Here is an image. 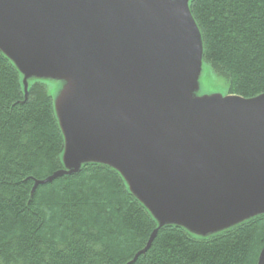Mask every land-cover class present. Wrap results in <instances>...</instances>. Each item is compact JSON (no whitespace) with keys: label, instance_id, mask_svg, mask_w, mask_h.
I'll return each instance as SVG.
<instances>
[{"label":"rangeland","instance_id":"374dc122","mask_svg":"<svg viewBox=\"0 0 264 264\" xmlns=\"http://www.w3.org/2000/svg\"><path fill=\"white\" fill-rule=\"evenodd\" d=\"M112 1L116 2V18L102 5L80 12L100 32L72 36L75 50L122 49L132 67L140 71L135 78L138 91L182 99L194 110L227 95L228 80L216 75L204 60L192 0H161L168 12L175 13L174 32L157 0ZM71 9L69 0H0V49L17 68L25 94L40 82L53 97L64 136V171L92 162L110 165L158 226L180 225L198 238L264 214L261 167L248 162L251 169L246 163L244 169L232 170L227 162L203 154L216 137L228 143L246 134L247 115L242 106L228 103L194 116L176 114L164 104L161 108L135 107L120 89L114 65L87 67L84 73L71 57L66 47ZM26 24L28 40L22 35ZM88 86L104 93V113L113 119L117 131L92 109L82 92ZM249 100L264 104V93ZM255 130L264 135V114L258 110ZM261 134L254 133L257 139ZM256 142L252 139L253 148L264 157V145ZM151 161L168 165L153 167ZM200 173L211 178L208 189L214 191L206 204L202 197L199 203L194 199L201 191Z\"/></svg>","mask_w":264,"mask_h":264},{"label":"trees","instance_id":"16d2710c","mask_svg":"<svg viewBox=\"0 0 264 264\" xmlns=\"http://www.w3.org/2000/svg\"><path fill=\"white\" fill-rule=\"evenodd\" d=\"M204 60L228 94L264 93V0H192ZM53 97L26 95L0 49V264H259L264 214L198 238L158 226L120 172L92 162L64 171Z\"/></svg>","mask_w":264,"mask_h":264},{"label":"water","instance_id":"95a60500","mask_svg":"<svg viewBox=\"0 0 264 264\" xmlns=\"http://www.w3.org/2000/svg\"><path fill=\"white\" fill-rule=\"evenodd\" d=\"M72 9L69 14V22H68V35L66 40V47L70 51L71 57L75 60L78 66L83 70L87 67L90 68H99L103 69L107 62H110L115 66L116 70H118V84L120 89L124 93L125 97L128 101L133 104L137 108L144 107H154L161 108V104H164L167 108L173 111L176 114L184 115V116H194L198 114H203L212 111L213 109L228 104V103H237L242 106L246 115H247V127L246 134L242 135L239 138L231 139L228 143L223 139L220 141L216 139L213 141L211 148L205 149L203 153L209 157H215L216 162L224 161L230 164L232 170L234 167H238L244 169L246 163L247 168L251 169V165H248V162L254 163L255 165L261 167L264 171V157L261 156L254 148L252 144V139L257 140V145H264V135L261 134L260 130H255V113L256 111H261L264 114V104H259L255 101L249 100L240 95H228L219 100L209 102L205 106L200 109H192L185 106L186 101L178 98H172L165 95H152L143 93L138 91L137 82H135V78L139 70L134 69L130 64L129 58L120 48L116 47H102L92 50H75L71 45L72 36L82 34L84 36L89 34H97L99 33V29L97 27H92L89 25L84 18L81 17L80 12L86 7L89 10H92L96 5L107 6L109 8L110 15L113 18H116L115 6L116 2L112 0H108V3H100V0H69ZM159 4V9L166 13L172 23L174 32V28L177 26V19L175 13L168 12V9L162 5L161 0H157ZM27 25V24H26ZM28 30L29 25L24 26V30L22 35L28 40ZM87 30L88 32H85ZM88 70V69H87ZM83 93L87 94L88 99H90L91 107L93 108H101L102 100L104 93H100L95 90L92 86L86 87V89L82 90ZM111 129L113 131H117L115 125L113 124V119L110 117H106ZM255 132H258L260 137L257 139ZM236 158V162L232 163V159ZM152 162V161H151ZM241 163V164H240ZM153 167H163L168 164L165 162L164 165H158L157 163H151ZM174 172V171H173ZM174 174V173H173ZM198 182V187L201 188V191H197L196 202L199 203L200 197L203 199V203H208L214 194V191L208 189L211 185V178L204 176L200 173ZM218 183V182H217ZM247 187V185H246ZM193 199V200H194ZM259 264H264V251L261 254Z\"/></svg>","mask_w":264,"mask_h":264},{"label":"flooded vegetation","instance_id":"af4514ba","mask_svg":"<svg viewBox=\"0 0 264 264\" xmlns=\"http://www.w3.org/2000/svg\"><path fill=\"white\" fill-rule=\"evenodd\" d=\"M99 2L102 3V4L103 3H108L109 4V1L108 0H100Z\"/></svg>","mask_w":264,"mask_h":264}]
</instances>
